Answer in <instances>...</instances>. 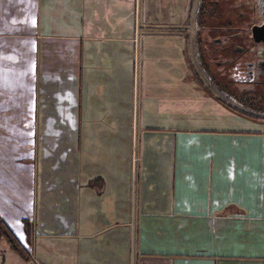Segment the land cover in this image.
<instances>
[{
    "label": "crops",
    "instance_id": "crops-1",
    "mask_svg": "<svg viewBox=\"0 0 264 264\" xmlns=\"http://www.w3.org/2000/svg\"><path fill=\"white\" fill-rule=\"evenodd\" d=\"M200 4L0 0V220L35 264H264V119L201 81Z\"/></svg>",
    "mask_w": 264,
    "mask_h": 264
},
{
    "label": "flooded vegetation",
    "instance_id": "flooded-vegetation-1",
    "mask_svg": "<svg viewBox=\"0 0 264 264\" xmlns=\"http://www.w3.org/2000/svg\"><path fill=\"white\" fill-rule=\"evenodd\" d=\"M205 1L197 22L201 64L224 90L263 101L264 33L252 29L264 22V0ZM202 10L209 12L204 19Z\"/></svg>",
    "mask_w": 264,
    "mask_h": 264
},
{
    "label": "rangeland",
    "instance_id": "rangeland-1",
    "mask_svg": "<svg viewBox=\"0 0 264 264\" xmlns=\"http://www.w3.org/2000/svg\"><path fill=\"white\" fill-rule=\"evenodd\" d=\"M200 3V1H199ZM199 5L189 12V17L191 18V22H189L188 30L185 31L187 34V47L191 56H193L194 64L196 68H198L200 79L205 85L214 92L223 102H225L228 106L237 110L238 112L253 116L255 118L264 119V100L260 101L258 99L248 97V96H237L234 93L228 92L221 88L214 80L211 78L210 74L207 73L203 64H201V58L199 57L201 40L198 36V25H197V17H198ZM141 13V12H140ZM168 17L174 15V11L171 10L166 12ZM188 23V22H187ZM200 35V34H199ZM196 125L205 126V125H215L211 120L198 118L195 120ZM215 122V121H214ZM217 125H223V123L216 121ZM24 229L31 224L29 219H24L21 223ZM42 242L40 238L37 239V244L40 246ZM33 248V242L29 244V248L27 250L29 254V261H25L22 256L12 249L9 246L7 240L4 237H0V264H35L31 259V249ZM40 248V247H39ZM33 258V257H32Z\"/></svg>",
    "mask_w": 264,
    "mask_h": 264
},
{
    "label": "trees",
    "instance_id": "trees-1",
    "mask_svg": "<svg viewBox=\"0 0 264 264\" xmlns=\"http://www.w3.org/2000/svg\"><path fill=\"white\" fill-rule=\"evenodd\" d=\"M208 13L209 12L207 10H202L200 18L204 19L205 18L204 16ZM230 108H232V107H230ZM233 110H235V109H233ZM0 237H4L7 240L9 246L12 247V249L17 251L25 261H29V254H28L27 250L18 242V240L16 239L15 235L10 230V228L7 227L1 220H0Z\"/></svg>",
    "mask_w": 264,
    "mask_h": 264
},
{
    "label": "water",
    "instance_id": "water-1",
    "mask_svg": "<svg viewBox=\"0 0 264 264\" xmlns=\"http://www.w3.org/2000/svg\"><path fill=\"white\" fill-rule=\"evenodd\" d=\"M259 30H262L264 33V22L261 26H254L252 29L253 35L255 36Z\"/></svg>",
    "mask_w": 264,
    "mask_h": 264
},
{
    "label": "built area",
    "instance_id": "built-area-1",
    "mask_svg": "<svg viewBox=\"0 0 264 264\" xmlns=\"http://www.w3.org/2000/svg\"><path fill=\"white\" fill-rule=\"evenodd\" d=\"M136 35H137V32H136ZM136 39H137V36H135V37L133 38V40L135 41V43L137 42ZM31 259H32V257H31ZM32 260H33V259H32Z\"/></svg>",
    "mask_w": 264,
    "mask_h": 264
}]
</instances>
